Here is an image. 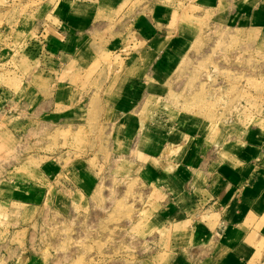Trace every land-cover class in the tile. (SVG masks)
<instances>
[{"label": "rangeland", "instance_id": "374dc122", "mask_svg": "<svg viewBox=\"0 0 264 264\" xmlns=\"http://www.w3.org/2000/svg\"><path fill=\"white\" fill-rule=\"evenodd\" d=\"M58 1L0 0V45L9 50L7 55H0V181L3 176L20 178L23 194L32 187L47 197L39 207L0 201V264H170L166 250L178 244L181 235L176 234L171 242L172 231L161 230L157 213L163 200L139 175L146 154L138 146H124L115 134L116 124L109 120L63 116L49 120L41 115L46 104L36 109L32 106L33 96L39 95L32 85L47 93L54 80L81 79L77 64L82 60L88 70L85 73L90 75L103 65L121 64L118 60L123 58L121 53L112 58L110 50L98 49L91 63L87 54L77 53L67 61V72H45L47 65L60 69L65 61L54 60L42 49L44 43L42 47L27 46L48 22H59L53 16H64L62 9L51 8ZM130 1L125 0L111 20H118ZM145 1V8L137 12ZM187 2L135 0V12L129 13L132 22L126 28V21L121 23L123 29H109L111 37L122 38L134 49L139 34L133 22L145 13L151 16L154 29L177 31L187 26L197 31L183 61L169 77L167 93L162 98L147 99L138 113L147 120L162 110L170 123L182 111L216 120L224 116L232 120L247 115L253 118L264 102L262 41L246 29L220 24L206 11L195 15L197 9ZM164 11L166 20H156L155 16ZM103 37L101 33L96 41L102 44ZM79 157L93 158L98 176L93 191H68L59 179L62 185L57 182L49 192L50 184L42 178L46 170L40 169L42 164L57 161L66 165ZM15 185L0 183V196H7L12 189L6 187ZM11 225L21 230L14 234ZM186 228L180 230L184 237Z\"/></svg>", "mask_w": 264, "mask_h": 264}, {"label": "crops", "instance_id": "0c3cea01", "mask_svg": "<svg viewBox=\"0 0 264 264\" xmlns=\"http://www.w3.org/2000/svg\"><path fill=\"white\" fill-rule=\"evenodd\" d=\"M124 2L60 0L51 5L62 9L64 16H53L59 22H48V27L41 29L27 46L42 47L44 43L42 49L54 60L65 61L60 69L47 65L45 72H67V61L77 53L87 54L91 63L98 49L110 50L112 58L121 53L123 58L118 60L121 64L103 65L90 75L85 73L88 70L82 60L77 64L81 79L54 80L47 93L32 85L39 94L33 96L32 106L36 109L46 104L41 115L49 120L55 116L109 120L116 124L115 134L124 146H138L146 154L139 175L163 200L157 213L161 230L172 231L171 242L176 234L181 235L179 243L166 250V255L171 256L170 264H264V102L253 118L247 115L232 120L224 116L216 120L182 111L170 123L162 110L153 119L142 118L138 113L142 104L167 93L169 77L183 61L197 31L187 26L177 31L154 29L151 16L144 12L133 22L139 34L137 48H128L122 38L111 37L109 31L126 28L132 22L133 15L129 13L135 12V0L129 2L122 16H117L118 20H111ZM146 2L137 12L145 8ZM189 2L197 9L195 15L206 11L224 26L248 30L264 45V0ZM166 11L157 14L156 20H166ZM101 33L104 40H110L102 39V44L96 41ZM8 52L6 46L0 45V55ZM92 159L79 157L66 165L57 161L43 163L40 169L46 168L42 178L50 184L49 192L61 179L68 191L91 193L98 182ZM56 168L59 171H54ZM2 178L0 183L11 182L16 187L7 186L12 190H5L7 196L1 195V202L31 207L46 203L47 197L40 189L29 187L23 194L24 182L20 178ZM11 226L14 234L21 230ZM184 227L186 237L180 234Z\"/></svg>", "mask_w": 264, "mask_h": 264}]
</instances>
